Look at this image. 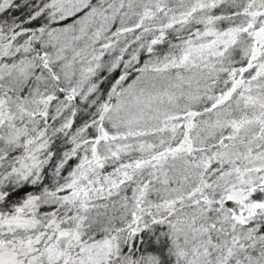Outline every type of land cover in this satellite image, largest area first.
I'll list each match as a JSON object with an SVG mask.
<instances>
[{
	"label": "snow or ice",
	"instance_id": "obj_1",
	"mask_svg": "<svg viewBox=\"0 0 264 264\" xmlns=\"http://www.w3.org/2000/svg\"><path fill=\"white\" fill-rule=\"evenodd\" d=\"M0 264H264V0H0Z\"/></svg>",
	"mask_w": 264,
	"mask_h": 264
}]
</instances>
